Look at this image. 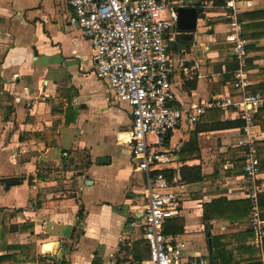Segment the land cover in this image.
Returning a JSON list of instances; mask_svg holds the SVG:
<instances>
[{
    "label": "crops",
    "instance_id": "1",
    "mask_svg": "<svg viewBox=\"0 0 264 264\" xmlns=\"http://www.w3.org/2000/svg\"><path fill=\"white\" fill-rule=\"evenodd\" d=\"M184 1L199 8V18L196 31L174 28L168 35L177 103L187 109L221 95L239 101L233 87L239 61L226 42V9L214 0ZM204 1L210 7L203 8ZM243 1L250 5L240 3L236 17L247 41L245 91L264 93V0ZM72 17L68 0H0L2 264H138L131 251L143 233L136 229L129 236L128 228L144 204L147 178L131 156V107L95 75L91 45ZM261 109L253 111L261 162L254 182L246 177L238 145L245 124L238 107L209 109L194 124L183 120L167 139L174 161L166 171L182 208L170 220L184 222L181 232L167 236H178L189 255L210 264H221L212 237L251 230L250 215L247 222H206L205 205L250 200L256 186L264 222ZM184 167L200 168L202 180L183 181ZM256 249L254 261L264 264ZM224 258L249 263L242 252Z\"/></svg>",
    "mask_w": 264,
    "mask_h": 264
},
{
    "label": "built area",
    "instance_id": "2",
    "mask_svg": "<svg viewBox=\"0 0 264 264\" xmlns=\"http://www.w3.org/2000/svg\"><path fill=\"white\" fill-rule=\"evenodd\" d=\"M242 2L250 5L243 0H225L223 6L231 19L226 42L230 54L239 61L233 87L240 92V100L221 95L185 109L177 103L173 91V59L168 42L170 31L177 25L176 9L179 4L184 5V0L179 4L174 0H68L74 11L71 22L80 27L91 45L95 75L107 83L117 101L131 107V156L147 181L144 204L132 213L128 235L138 229L148 242L150 259L144 264H210L204 256L189 255L186 243L178 236L164 233L165 223L182 213L179 195L172 190L173 184L164 172L174 161L166 150L167 139L183 120L194 124L209 109L227 111L231 106L238 107L245 121L238 145L242 148L246 177L254 182L261 173L252 125L253 111L264 108V93L249 95L245 91L247 41L236 17ZM207 7L210 3L204 1L203 8ZM189 77L193 80L196 73ZM257 195L255 186L249 194L250 227L254 232L253 245L261 250L264 263V222ZM123 240L120 238V242Z\"/></svg>",
    "mask_w": 264,
    "mask_h": 264
},
{
    "label": "trees",
    "instance_id": "3",
    "mask_svg": "<svg viewBox=\"0 0 264 264\" xmlns=\"http://www.w3.org/2000/svg\"><path fill=\"white\" fill-rule=\"evenodd\" d=\"M214 3L216 6L223 7L225 5V0H214ZM262 110L263 109H261L260 111ZM258 116L260 117V115ZM242 125V122H238V126L242 127ZM180 171L183 181L192 183L202 180L200 168L198 167H184ZM164 174L169 180H171L168 171H165ZM250 213V200L229 202L225 199H221L205 205L204 220L206 222H210L211 220H227L231 223L236 221L247 222ZM183 228V220H168L164 226V233L165 235L171 233H179L183 230ZM252 238H254V232L249 229L239 234L213 236L212 250L213 252H215L214 256H218L221 264H233L228 263L224 256H237L242 252L243 254H245V257L248 258V260L246 261H249V263L246 264H261L260 262L254 261L258 259L259 251L255 247H251L250 245H248V241ZM131 253L133 254L135 261L138 264H141L143 260H145L146 258H150V247L148 242L144 238H142V241L135 245Z\"/></svg>",
    "mask_w": 264,
    "mask_h": 264
},
{
    "label": "water",
    "instance_id": "4",
    "mask_svg": "<svg viewBox=\"0 0 264 264\" xmlns=\"http://www.w3.org/2000/svg\"><path fill=\"white\" fill-rule=\"evenodd\" d=\"M176 28L183 33H192L197 29L199 8L196 6H178ZM211 243V240L209 241ZM56 260V259H53Z\"/></svg>",
    "mask_w": 264,
    "mask_h": 264
}]
</instances>
